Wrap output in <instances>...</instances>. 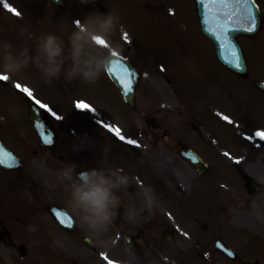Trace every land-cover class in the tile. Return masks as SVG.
<instances>
[{"label":"rangeland","instance_id":"rangeland-1","mask_svg":"<svg viewBox=\"0 0 264 264\" xmlns=\"http://www.w3.org/2000/svg\"><path fill=\"white\" fill-rule=\"evenodd\" d=\"M115 3L117 5V10L114 12L120 15L121 22L124 25V31L131 36L134 42L143 39V42L146 43L148 47H152L151 50L147 51V55L151 62L156 63L159 60L171 62L170 57L167 56L160 57V59L158 58L163 48L172 49V46L169 45L157 31L159 20L160 27L163 31H168L171 25L177 28L178 24L182 32H175L177 38L175 41H179L177 42L178 44L186 47L182 37H178L177 34H187L189 38L187 37L188 39H186L185 43L189 47H192L193 39L190 38V36L193 32L194 25L191 18L190 5L188 4L189 0H134L129 3L125 2L124 4L119 1ZM11 4L16 10L15 13H20L19 16L15 14L13 19L8 16L10 12L7 14L4 12ZM105 6H107L108 10L109 6ZM32 8H34V11L31 10ZM168 12L175 14L177 16V21L174 16H169ZM33 13L39 18L38 25L36 22H26L24 20L33 19ZM175 22H177V24ZM22 27L33 30L37 29L33 32L37 35L52 32L55 28L59 31V33H55L56 35H64L68 29V25L63 19L53 18L51 10L48 9L43 0H36L33 4L30 0H0V34H3L5 39L12 42L14 46L19 47L23 43V41L18 38V34L21 33L18 31H20ZM32 36L35 37V35ZM64 37L66 38V36ZM170 38L174 40L171 35ZM0 39H2L1 35ZM113 41L118 45L117 38ZM28 44L29 46H34L32 41H28ZM246 46L250 51H256V54L253 53L254 56L252 58L253 60L257 59L255 67L258 73L261 74H257V80L260 81L264 79V54L262 53L264 52V35L253 42H246ZM250 54L252 56V53ZM173 57L175 58V56ZM179 64L182 65L180 62ZM212 67L216 68L214 65ZM35 72L36 70L29 68L20 76L11 79L20 78L28 84L36 86L37 95L48 101L52 106H55V96L52 92L55 91L57 85H46L42 82L39 73L36 74ZM228 79H233L235 81V79L230 76H228ZM57 83L62 85L65 81L61 79L57 81ZM230 85V97L228 96V99L229 102L230 100L233 101L238 109H233L223 96L212 98L210 101V108L222 115L218 120L215 118H207L208 129L210 127L213 128L218 147L229 155L236 154L238 151L240 140H237V138L240 136L249 138L256 146V150L254 151V147L249 144V147L242 148V150L239 151L238 156H232L231 158H223L221 155L215 156L213 162V176L204 180V182H197V184H195L194 179H191L190 176H186L176 181V190L171 188L172 183L167 185V189L170 188V190H167L166 200H164V202L156 201L147 217L158 214L162 217L166 225L176 231V242L173 244L174 248L169 247L171 245L165 246L162 244L163 246L157 245L155 249L150 238L149 244H146L139 250V253L135 255L134 252L130 253L124 245L122 241L123 231L121 229L118 230L119 235L115 241L116 243L114 240L111 242L112 232L110 227V230L105 233L101 239L98 240L94 238L98 243V252L94 254L98 261L89 258L88 255L80 249L81 241L78 244V241L70 237L69 242H63L58 238L54 243V248L58 250L60 254H68L70 256V262L67 264H98V262L99 264H110V262L111 264H227L219 258L212 259L211 255H215L210 254V252L208 253V258L205 253L207 249L202 247L205 241V236L203 234L206 235L207 239L221 237L226 243L230 245L234 244V246L239 248L241 253L248 252L245 245L250 241L264 242V201H260L261 197L247 194L239 174H237L234 167H231L232 164H241L247 174L264 184V139L256 135L258 132L264 133V95L247 84H240V90L232 86V84ZM235 85L239 88L238 84L235 83ZM86 86L88 85L82 82L71 85L69 93L73 97L85 99L86 101L89 99L95 101L96 103L94 105L97 106L96 112L98 114L109 113L113 115L111 117L112 120L115 124H119L121 128H123L121 130L125 135L134 137L133 133H130L126 129H130V127L127 126V119L125 120V116L122 118L123 113L118 103L112 99L101 98L104 97L103 94L105 93L102 82L99 80L96 84L90 85L89 88H85ZM152 96L156 97L153 94ZM167 96L172 98V95L168 94ZM4 102V100H1L0 90V111ZM75 102L76 101H70V107L73 108ZM166 103L170 106H163L162 108L166 109L165 115L169 116L170 113H173V110H169V107L178 108L177 102L169 103V101H166ZM62 112L67 114L65 110H62ZM76 116L79 118L78 115ZM115 116L119 117L121 120H118ZM225 117H227V119H225ZM124 120L125 122H123ZM195 120L201 123L202 117L195 115ZM113 126L111 124L110 127L113 128ZM114 127L117 128L116 126ZM23 130L26 131V128L24 127ZM23 130L20 127L18 129L21 133H24ZM138 130L139 129L134 126L133 131L136 133ZM102 133V137H105L106 141H109L112 135L115 136V134L110 135L103 131ZM24 139L30 140L26 136ZM102 140L104 139H101V141ZM5 142L13 148L15 152L19 155L21 154V148L16 146L10 137H5ZM106 149V157H113L114 155H110L113 151L112 147L107 146ZM224 160L229 161L231 165L228 162L224 163ZM3 178H5V176H2L1 179ZM167 182L169 184L168 180ZM177 182L182 185L181 189L178 188ZM194 184V188H198L194 190V194L197 195V197L194 196L195 199H193V197L190 199L188 192ZM19 188L20 186L18 185L16 189L18 190ZM4 189H6L5 184L1 185L2 192ZM219 189L222 190L219 192ZM55 190V192L51 193L55 203L67 205V193L64 191L63 185L57 186ZM217 193L221 195L220 200L214 196ZM162 198L163 196H156V199ZM188 198L194 201L199 211L193 206L187 207L188 204L185 201ZM196 198H201L200 203L196 204L198 201H196ZM222 198L227 206L224 210H220V208L225 205L221 202ZM213 200L218 201V203ZM192 203L193 202H189V205ZM144 220H146V218L142 219V221ZM195 225L198 228L195 227ZM188 228H190L194 234L190 233ZM199 228L202 229L203 234L200 233ZM195 236L200 238L198 244L200 246L202 245V252L189 254L182 251L184 249L193 253L200 250L198 249L199 247H197L196 242L198 241L195 239ZM102 238H104L105 241ZM95 240L92 241L95 243ZM74 243L78 249L75 250L74 254L70 255L68 251L73 248L71 245ZM118 245L120 249L116 248ZM261 247L264 250V243ZM161 248L162 253H158L157 251H160ZM164 250L168 256L165 254ZM115 251L120 253L115 254ZM4 252L12 254V251L6 249H4ZM170 255L173 256V259ZM249 257H251L250 253ZM209 259L212 261L209 262Z\"/></svg>","mask_w":264,"mask_h":264},{"label":"clouds","instance_id":"clouds-1","mask_svg":"<svg viewBox=\"0 0 264 264\" xmlns=\"http://www.w3.org/2000/svg\"><path fill=\"white\" fill-rule=\"evenodd\" d=\"M79 2L89 4L95 0ZM72 25L66 39L52 32L33 37L27 30L18 34L23 41L19 47L8 39H0V72L11 79L34 68L48 86L61 79L67 83L96 84L110 65L113 53L119 50L113 37L125 30L121 17L114 11L94 12ZM98 38L108 46L97 44ZM28 41L34 46H29ZM59 179L67 193L68 209L89 238L99 240L107 233L120 209L123 208L128 222L135 223L156 203L155 191L150 186L137 185L130 191V177L120 168L95 167L78 174L75 164L66 163ZM29 231L35 232V226L30 225Z\"/></svg>","mask_w":264,"mask_h":264},{"label":"flooded vegetation","instance_id":"flooded-vegetation-1","mask_svg":"<svg viewBox=\"0 0 264 264\" xmlns=\"http://www.w3.org/2000/svg\"><path fill=\"white\" fill-rule=\"evenodd\" d=\"M3 86L5 88H7L8 86H6L5 84H3ZM145 90L144 86L142 84H140V86L137 89V94L139 96V94H141L142 90ZM14 91V94L20 96L21 98L23 97L22 94L15 90L12 89ZM126 106V105H125ZM127 110L133 112V113H137V114H141V117L143 119V122L145 124V134L148 135V137L150 136V134L152 135V141L148 142L151 147H152V152L151 154H148L149 158H152L155 161H158L160 163H162L166 157L168 159H171L170 154L176 158L177 160H181L182 159L178 156V153L181 151V148L184 147L185 149H189L191 147H188L187 144H185L184 142L175 140L172 141L173 137L176 138L175 136H172L171 134H169V131L165 129H163V127L156 123L155 121V125H152V127H148L146 124L149 123V112L147 111L146 113V109L147 108H142L141 106H139V101H138V97H137V102H136V108H129L128 106L126 107ZM139 117V116H138ZM149 125V124H148ZM56 126L58 128V125L56 123ZM59 129V128H58ZM168 138V140L166 141V139ZM36 146L33 149V155L35 156L34 159L35 160H44L43 156H48L51 158V154L48 150L40 147L36 141ZM84 142L80 141L78 142V145L76 147H73V149H71V147L69 146L68 142H65L63 145L65 146L62 149V155H58L56 153L57 158H52L53 160H58L59 161V166L60 169L63 168V166L66 163H70V164H75L77 166V171L81 170L82 168L86 167V163H85V156H86V148L84 147ZM144 158V157H142ZM172 160V159H171ZM45 162V161H44ZM183 162H186L185 160H183ZM188 164V163H187ZM94 167H102V168H106V165H103V163H99V164H94ZM93 167V168H94ZM145 170L144 167H142L141 169H138L139 171V178L142 180L143 179V171ZM141 173V175H140ZM12 174L11 172H5L4 170H2L0 168V264H5L6 261H1V241L3 244H6L8 246H14L15 248H17V250L19 251V256L20 259L17 258H13L12 259V264H20L18 263L19 260H31V256L35 255L36 252V246L37 244L40 242V239H43L41 237V234L43 235L44 233H47L43 230L49 231V234L52 233V231H50L53 228H58L60 229L61 232L65 233V231L63 229H61L58 224L55 222L54 218L52 217V215L48 213V204H45V206L42 207L43 204L38 205V200L37 198L33 199L32 205H33V210L34 212H37L38 207H42L43 211L40 210V212L43 213V215L41 216V219L37 221H32L31 223H28V221H23L22 218L23 216L26 217V215H21L19 214L16 210L18 208H22L24 206V203L27 202V200L25 199V195H23L22 193H19L18 190L13 189V182L10 180L6 181V184L8 186L9 189L4 190L3 192L1 191V176H7ZM135 188L132 187L130 188V191H133ZM12 192V193H11ZM3 193V194H1ZM28 194V193H27ZM30 197H33L34 194L30 195L28 194ZM13 203V204H12ZM13 208V209H12ZM145 216V212L142 213V217ZM48 223H46V222ZM1 223L4 226V228L7 230L8 232V236H5L2 240H1ZM147 226L146 228H160L159 226V221L155 222V221H147L146 222ZM35 226L36 231L35 232H30L29 231V226ZM48 226V227H47ZM134 228V227H133ZM163 228V227H161ZM16 229H17V233H16ZM19 229V230H18ZM140 229H138L139 231ZM137 232H130L128 235H135L138 233ZM164 231V230H162ZM77 233V231L73 234L75 235ZM127 235V234H126ZM19 239V240H18ZM14 240H18L17 244H14ZM146 240V236L144 235V238L142 240L140 239H135L134 242L136 244V246L134 248L140 247L142 242ZM36 243V244H35Z\"/></svg>","mask_w":264,"mask_h":264},{"label":"snow or ice","instance_id":"snow-or-ice-1","mask_svg":"<svg viewBox=\"0 0 264 264\" xmlns=\"http://www.w3.org/2000/svg\"><path fill=\"white\" fill-rule=\"evenodd\" d=\"M255 3V0H251V4H249V0H207L205 3V8L208 10V12L212 11L211 6L219 5V11L223 14V21H221L219 18L216 19V23L218 26V29L221 33L220 38L223 40H227L228 38V32L230 28L229 22H231V25L234 26L237 22L240 20H243L248 26L244 29L248 32H253L257 26L256 16L253 13V5ZM235 8V10H233ZM17 16L20 15V13H16ZM235 18V19H234ZM124 39L127 41L128 36L125 33ZM97 44L102 45L104 47H107L106 41L102 39H97ZM117 55V53H113V56ZM231 56L233 58V62L235 63L236 67H239V57L236 54L235 49H232ZM117 67L120 69V71L125 74V78H121V82L123 83L125 89H129L131 86V73L127 66L120 65L119 61L116 62ZM7 76H0V80H7ZM17 87H20L17 85ZM23 91L31 97L33 94L32 92L24 88ZM37 104H39L40 108L44 109L47 108V105L40 104L39 101H37ZM78 108L83 110H89L91 111V108L88 104H78ZM227 119V117H225ZM38 127L43 128V125H38ZM109 131L114 132L115 136L122 142L127 143L128 145H135L136 147H139V145L136 143L133 139H126V137L121 133V130L119 128H112L109 126ZM261 139H264V133L258 132L256 134ZM44 142L46 144H50L52 142L51 137L48 135L43 136ZM11 166V165H9ZM62 223H68L70 226V221H68V218L65 217L62 221ZM106 258V257H105ZM111 264V262H110Z\"/></svg>","mask_w":264,"mask_h":264},{"label":"water","instance_id":"water-1","mask_svg":"<svg viewBox=\"0 0 264 264\" xmlns=\"http://www.w3.org/2000/svg\"><path fill=\"white\" fill-rule=\"evenodd\" d=\"M249 4H250V2H249ZM253 13H254V15L256 16V21L258 22L259 15H258V12H257V10H256L255 7H253ZM229 24H230V27H234V28H236V29L229 30V32H228V36H230V37H232V38H234L236 35L244 34V33H245V30H244V29L248 26L243 20H240V21L237 22L234 26L231 25V22H229ZM256 27H257V26H256ZM255 29H256V28H255ZM228 56H231V54H228V55L225 54V57L227 58V61L231 62L232 59L230 58V59L228 60ZM240 61H241V58H240L239 62H240ZM229 62H225V63L228 65ZM229 66H230V65H229ZM234 67H235V68H234V69H235V72H237L238 74L244 75V71H242V70H243V67H242V66H239V67L234 66ZM231 68H232V67H231ZM259 87L264 89V87L261 86V85H259ZM248 188H249V190L254 191V192H257V191L260 190L259 185H257V184H256L255 182H253V181H251V182L248 183Z\"/></svg>","mask_w":264,"mask_h":264}]
</instances>
